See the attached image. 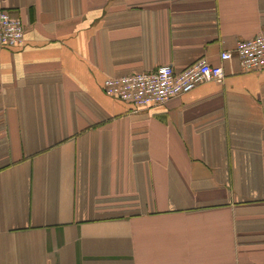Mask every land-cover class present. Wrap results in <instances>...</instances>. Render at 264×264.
<instances>
[{
  "label": "crops",
  "instance_id": "0c3cea01",
  "mask_svg": "<svg viewBox=\"0 0 264 264\" xmlns=\"http://www.w3.org/2000/svg\"><path fill=\"white\" fill-rule=\"evenodd\" d=\"M0 264H264V68L222 51L264 0H0ZM220 64L165 103L108 76Z\"/></svg>",
  "mask_w": 264,
  "mask_h": 264
},
{
  "label": "built area",
  "instance_id": "2783aa9c",
  "mask_svg": "<svg viewBox=\"0 0 264 264\" xmlns=\"http://www.w3.org/2000/svg\"><path fill=\"white\" fill-rule=\"evenodd\" d=\"M25 26L20 18L0 8V46H14L24 40ZM235 58L242 70L264 68V31L247 39H238L233 50L222 51L220 59ZM223 67L199 58L188 66L175 70L162 64L150 71L132 72L122 76H108L103 91L112 97L129 101L135 107H149L167 102L206 82H221Z\"/></svg>",
  "mask_w": 264,
  "mask_h": 264
}]
</instances>
